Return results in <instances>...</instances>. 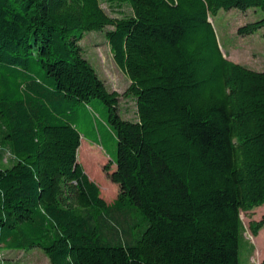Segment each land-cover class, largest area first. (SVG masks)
I'll return each mask as SVG.
<instances>
[{"label": "trees", "instance_id": "trees-1", "mask_svg": "<svg viewBox=\"0 0 264 264\" xmlns=\"http://www.w3.org/2000/svg\"><path fill=\"white\" fill-rule=\"evenodd\" d=\"M232 7L264 0H0V250L39 247L51 264H239L240 211L264 203V69L223 53L209 17ZM90 30L104 31L123 92L84 55ZM93 98L116 139L110 202L77 159L75 108ZM263 225L264 214L249 222L253 235Z\"/></svg>", "mask_w": 264, "mask_h": 264}, {"label": "rangeland", "instance_id": "rangeland-1", "mask_svg": "<svg viewBox=\"0 0 264 264\" xmlns=\"http://www.w3.org/2000/svg\"><path fill=\"white\" fill-rule=\"evenodd\" d=\"M102 6L110 15L131 12L127 3L111 6L102 2ZM262 16H264V10L259 7L246 10L232 7L228 10L220 8L216 14L209 17L215 27L221 49L228 58L253 69H264V25L252 34L237 32V28L241 24ZM79 43L84 55L94 65L107 87L110 90L123 92L129 84V79L114 61L104 31H84ZM119 110L123 117L136 118V107L132 97L121 96ZM75 115L82 133L76 148L77 159L89 177L99 185L101 197L106 202H110L119 191L118 184L108 176V173L115 168V165L110 163V159L115 157L117 146L113 130L106 121L104 104L97 98L80 102L75 108ZM81 144L94 155L93 168L79 156L78 148ZM3 152L5 161H8L9 152L7 150ZM105 164L109 165L108 171L104 169ZM263 214L264 203L254 206L250 210L240 211L243 237H240L239 240V264H263L264 225L259 229L257 235H253L249 228V222L259 219ZM0 261L1 264H51L47 255L39 247L26 250L2 248Z\"/></svg>", "mask_w": 264, "mask_h": 264}]
</instances>
